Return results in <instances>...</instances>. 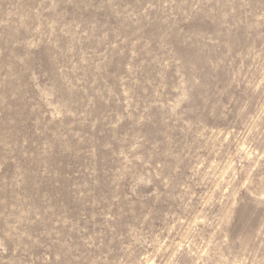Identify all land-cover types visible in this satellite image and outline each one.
I'll return each mask as SVG.
<instances>
[{
    "label": "rangeland",
    "instance_id": "1",
    "mask_svg": "<svg viewBox=\"0 0 264 264\" xmlns=\"http://www.w3.org/2000/svg\"><path fill=\"white\" fill-rule=\"evenodd\" d=\"M0 264H264V0H0Z\"/></svg>",
    "mask_w": 264,
    "mask_h": 264
}]
</instances>
